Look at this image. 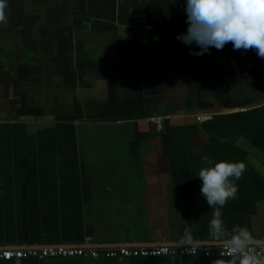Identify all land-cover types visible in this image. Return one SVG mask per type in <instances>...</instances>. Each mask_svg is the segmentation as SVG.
Listing matches in <instances>:
<instances>
[{
  "label": "crops",
  "instance_id": "0c3cea01",
  "mask_svg": "<svg viewBox=\"0 0 264 264\" xmlns=\"http://www.w3.org/2000/svg\"><path fill=\"white\" fill-rule=\"evenodd\" d=\"M186 0H7L0 24V248L264 243V58L177 39ZM222 60L226 62L223 63ZM243 162L210 235L201 168ZM190 230L191 242L184 239ZM51 257L0 264H230ZM237 264L239 261L237 260Z\"/></svg>",
  "mask_w": 264,
  "mask_h": 264
},
{
  "label": "clouds",
  "instance_id": "9594fccd",
  "mask_svg": "<svg viewBox=\"0 0 264 264\" xmlns=\"http://www.w3.org/2000/svg\"><path fill=\"white\" fill-rule=\"evenodd\" d=\"M7 0H0V24L6 23ZM188 29L177 39L186 45L196 44L203 56L211 47L222 50L228 43L234 50H255L259 58H264V0H186ZM208 167L201 168L198 177L202 181L201 194L213 209L210 222V235L221 237L223 232L221 211L229 199H234L238 187L235 181L246 171L243 162L213 160L204 157ZM184 239L191 242L190 230L185 231ZM251 234L238 227L236 235L228 241L230 264H264V252L257 253L249 247ZM219 264V262H218Z\"/></svg>",
  "mask_w": 264,
  "mask_h": 264
},
{
  "label": "built area",
  "instance_id": "2783aa9c",
  "mask_svg": "<svg viewBox=\"0 0 264 264\" xmlns=\"http://www.w3.org/2000/svg\"><path fill=\"white\" fill-rule=\"evenodd\" d=\"M225 63V60H222ZM257 253L264 252V244H249ZM232 257L229 255L228 243L181 246H72V245H44L31 247H1L0 259L20 261L23 259H47L51 257H112L122 258L131 256L159 257V256H196Z\"/></svg>",
  "mask_w": 264,
  "mask_h": 264
},
{
  "label": "water",
  "instance_id": "95a60500",
  "mask_svg": "<svg viewBox=\"0 0 264 264\" xmlns=\"http://www.w3.org/2000/svg\"><path fill=\"white\" fill-rule=\"evenodd\" d=\"M262 244H264V243H262ZM111 246V245H110ZM4 248V247H3Z\"/></svg>",
  "mask_w": 264,
  "mask_h": 264
}]
</instances>
